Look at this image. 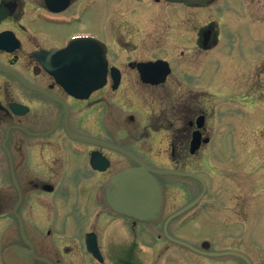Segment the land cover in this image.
Masks as SVG:
<instances>
[{"label":"flooded vegetation","instance_id":"flooded-vegetation-1","mask_svg":"<svg viewBox=\"0 0 264 264\" xmlns=\"http://www.w3.org/2000/svg\"><path fill=\"white\" fill-rule=\"evenodd\" d=\"M216 27L199 23L194 7L167 0H0V264H9L5 251L15 244L33 251L32 264H140L139 246L151 247L154 233L166 243L165 223L198 198L204 184L194 176L157 175L164 196L160 218L121 215L105 186L138 165L122 150L155 169L204 178L209 193L168 225L174 237L196 236L199 214L192 213L213 199L208 144L190 153L196 120L207 117L199 82L208 67L197 61L219 45ZM85 34L107 44L113 70L104 86L77 98L50 70H62L60 51ZM157 60L169 71L164 81L147 83L138 64ZM166 69L152 77L162 78ZM144 108L150 112L145 128ZM127 128L130 138H151L147 152L129 149L120 132ZM238 204L226 219L230 226L242 221L236 215L245 216ZM87 234L95 235L97 258L87 250ZM233 237L227 247L211 243L210 251L236 254L207 256L206 264H247L244 233Z\"/></svg>","mask_w":264,"mask_h":264},{"label":"rangeland","instance_id":"rangeland-1","mask_svg":"<svg viewBox=\"0 0 264 264\" xmlns=\"http://www.w3.org/2000/svg\"><path fill=\"white\" fill-rule=\"evenodd\" d=\"M225 9L233 12V15L230 16V12L225 14L218 12ZM208 12H212V21L220 20L224 23L220 32L227 40L222 42H229L230 45L227 50L217 46L210 52L216 55V82L211 83L206 80L199 82L202 90L215 93L214 96L204 98L202 102L210 111L212 118L210 132L213 135V141L209 146V153L216 156L212 162L220 167L215 173H219L220 178L223 172L225 173L222 181L218 183L216 180L217 185H214L215 190H221L224 196H218L219 194L214 196L221 208L219 210V206L215 208L214 211H217L215 213L209 209V214L219 216L223 214L225 219L231 214L228 213L230 209L235 214L239 210L238 203L243 204L246 212L245 225L242 226L243 232L247 231L251 242L264 248V100L258 105L251 106L257 102L256 96L259 98L257 100L263 99L257 87L264 82L262 75L264 43H260L259 40V38L264 40V31L260 37H257L256 25L259 23L256 19L259 18L262 21L263 24L259 25L263 27L264 0H225L214 9H209ZM201 16L197 14V20ZM241 26H243L245 42L236 37L237 30ZM167 33H164V37ZM174 37L176 38L177 35ZM199 61L200 66L206 64L201 63L202 58ZM238 61L240 63H237ZM233 92L236 95L233 96L231 94ZM234 155L240 160L235 162ZM213 178L219 179L217 175ZM238 181L244 184L243 188L240 189L239 186L242 183ZM236 217L244 218L240 215ZM200 224L198 223L202 228L207 225L205 222ZM229 229L234 236L242 231L238 225ZM206 231L219 234L214 228L206 229ZM251 245L255 248L254 243ZM143 255L139 252L143 264H152L156 257L154 255V257L146 258ZM177 259L167 256L163 259V264H195L190 260Z\"/></svg>","mask_w":264,"mask_h":264},{"label":"water","instance_id":"water-1","mask_svg":"<svg viewBox=\"0 0 264 264\" xmlns=\"http://www.w3.org/2000/svg\"><path fill=\"white\" fill-rule=\"evenodd\" d=\"M75 43H71L69 47L76 48L77 45H81V43ZM101 62L106 71V60L103 59ZM79 89L83 90L82 87ZM69 90L72 89L69 88ZM72 91L74 94L79 92V90ZM198 124L200 127L203 125L202 118ZM198 143L199 139L196 134L192 141L193 151L199 147ZM107 188V198L114 200V205L119 207L121 211H126L141 220H155L158 217L162 201L161 190L157 179L149 173L147 168L143 167L142 170H124L113 177ZM6 254L10 257L18 255L17 247L10 248Z\"/></svg>","mask_w":264,"mask_h":264}]
</instances>
